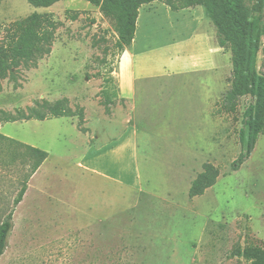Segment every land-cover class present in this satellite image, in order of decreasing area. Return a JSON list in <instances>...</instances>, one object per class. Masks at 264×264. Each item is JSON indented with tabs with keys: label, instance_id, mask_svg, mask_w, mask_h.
<instances>
[{
	"label": "rangeland",
	"instance_id": "obj_1",
	"mask_svg": "<svg viewBox=\"0 0 264 264\" xmlns=\"http://www.w3.org/2000/svg\"><path fill=\"white\" fill-rule=\"evenodd\" d=\"M32 13L52 15L54 42L48 56L21 65L0 81V134L46 152L47 159L28 180L21 204L13 207L30 159L25 149L0 138V222L13 211L0 264H247L238 252L264 244V135L233 171L245 148L240 140L241 132L246 137L243 113L253 101L241 98L233 114L219 110L231 70L210 115L199 104L197 121L190 122L194 91L183 88L182 118L174 122L181 135L175 130L167 136V128L139 133L137 151L123 153L116 162L115 150L88 152L80 134L112 129L105 97L116 94L111 71L119 53L110 24L83 0H63L49 8L5 0L0 3V45L6 29ZM160 16L141 11L138 43L150 32L145 25L160 22ZM174 24L168 29H177ZM261 43L257 68L264 75V36ZM82 99L90 101L88 128ZM91 101L100 107L99 117ZM54 107L71 117L5 120L35 114L49 118ZM210 116L225 126L215 131ZM122 128L103 136L107 142L128 138L130 130ZM105 138L96 147L106 144ZM93 158H98L93 165L97 171L85 167ZM205 163L218 168L216 184L189 198L191 182ZM114 178L131 187L107 180Z\"/></svg>",
	"mask_w": 264,
	"mask_h": 264
},
{
	"label": "trees",
	"instance_id": "obj_2",
	"mask_svg": "<svg viewBox=\"0 0 264 264\" xmlns=\"http://www.w3.org/2000/svg\"><path fill=\"white\" fill-rule=\"evenodd\" d=\"M5 0H0V3ZM63 0H26L35 8H49ZM99 10L108 21L116 35L114 48L118 53L128 48L135 35L139 9L154 2L163 3L172 11L201 6L204 8L213 28L216 42L220 48H229L231 53V75L228 90L222 97L219 110L225 114L236 112L241 98H250L252 103L243 113L246 137L240 133V140L245 148L233 162V171H237L253 152L259 136L264 135V75L257 68L258 53L261 49V38L264 36V0H256L251 6L247 0H83ZM75 17L73 16V19ZM56 23L48 13H32L13 22L5 31L0 45V81L10 78L14 70L21 65L42 59L51 53L54 42ZM112 73V71H111ZM116 92V87H115ZM115 97L113 99L116 98ZM112 98L105 97V106L114 104ZM110 111V110H107ZM71 117L59 107L51 109L49 118L44 115H19L7 117L6 122ZM82 121V119H81ZM3 140L15 142L18 148L26 150L30 171L23 179V185L13 201L16 207L26 192L28 180L37 172L47 159V153L37 148L24 145L0 134ZM219 170L211 163H205L202 171L191 182L188 196L194 198L216 184ZM13 211L0 222V258L3 255L9 233L12 230ZM247 264H264V244L248 245L238 252Z\"/></svg>",
	"mask_w": 264,
	"mask_h": 264
},
{
	"label": "crops",
	"instance_id": "obj_3",
	"mask_svg": "<svg viewBox=\"0 0 264 264\" xmlns=\"http://www.w3.org/2000/svg\"><path fill=\"white\" fill-rule=\"evenodd\" d=\"M143 10L156 11L163 18L160 22L153 20L146 24L144 28L150 29V32H147L138 43V23ZM208 20L201 6L172 11L163 3L154 2L139 9L134 39L128 48L119 53L112 72L117 95L113 99L114 104L109 106V125L112 129L101 131L95 128L84 133L80 131L83 135V147L87 145L88 152L96 155L107 151V148L109 151L115 150L114 159L117 162L123 153L137 151L139 133L167 128L170 129L169 133H166L167 136L171 135L177 128L174 122L177 123L182 118L180 94L183 88L194 91V108L187 112V115L190 113V122L193 118L197 121L199 104L204 105L205 111L211 114L220 97L218 88H223V82L226 74H230L231 66L230 51L218 46L214 28ZM172 22H175L177 29H168ZM155 37L158 41L148 46L146 44L148 39L152 40ZM89 102L88 99L81 100V106L85 108L83 118L85 128H88L91 118ZM91 102L97 108L93 109V112L99 117L100 107L95 101ZM100 118L96 120L99 121ZM210 118L215 131L220 125L225 126L220 119L211 116ZM117 126L130 130V136L117 140L112 138L111 143L109 140L107 142L103 135L113 133ZM176 132L180 134L181 131ZM101 137L105 138L103 140L106 144L96 147ZM97 160L98 158L89 160L85 167L97 171L93 168V165H97ZM78 168L87 171L80 163ZM107 180L131 187L123 180L115 178ZM137 181L138 179L133 184H137Z\"/></svg>",
	"mask_w": 264,
	"mask_h": 264
}]
</instances>
